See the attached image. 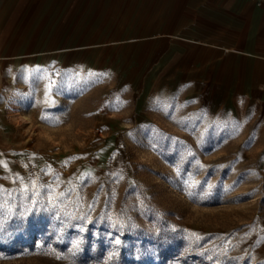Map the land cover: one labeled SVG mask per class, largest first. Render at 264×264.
<instances>
[{
    "label": "rangeland",
    "instance_id": "obj_1",
    "mask_svg": "<svg viewBox=\"0 0 264 264\" xmlns=\"http://www.w3.org/2000/svg\"><path fill=\"white\" fill-rule=\"evenodd\" d=\"M144 2L0 22V264H264L263 107L155 84L149 41L103 21Z\"/></svg>",
    "mask_w": 264,
    "mask_h": 264
},
{
    "label": "crops",
    "instance_id": "obj_2",
    "mask_svg": "<svg viewBox=\"0 0 264 264\" xmlns=\"http://www.w3.org/2000/svg\"><path fill=\"white\" fill-rule=\"evenodd\" d=\"M19 0H0V22L13 21ZM134 20L109 3L103 21L113 38L149 41L155 84L193 89L218 108L257 103L264 112V0H145Z\"/></svg>",
    "mask_w": 264,
    "mask_h": 264
},
{
    "label": "snow or ice",
    "instance_id": "obj_3",
    "mask_svg": "<svg viewBox=\"0 0 264 264\" xmlns=\"http://www.w3.org/2000/svg\"><path fill=\"white\" fill-rule=\"evenodd\" d=\"M90 174V173H89ZM117 242H119V241H117Z\"/></svg>",
    "mask_w": 264,
    "mask_h": 264
}]
</instances>
